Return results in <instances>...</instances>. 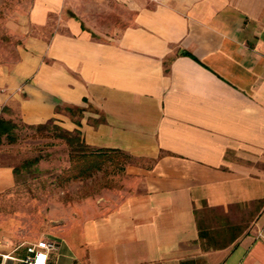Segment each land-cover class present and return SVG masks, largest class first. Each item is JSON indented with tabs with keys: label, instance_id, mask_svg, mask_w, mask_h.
I'll return each mask as SVG.
<instances>
[{
	"label": "crops",
	"instance_id": "1",
	"mask_svg": "<svg viewBox=\"0 0 264 264\" xmlns=\"http://www.w3.org/2000/svg\"><path fill=\"white\" fill-rule=\"evenodd\" d=\"M29 12L40 32L0 72V119L55 120L129 156L112 201L47 227V264H264V0H33ZM16 179L0 156V197ZM21 229L0 212V264L36 243Z\"/></svg>",
	"mask_w": 264,
	"mask_h": 264
},
{
	"label": "rangeland",
	"instance_id": "2",
	"mask_svg": "<svg viewBox=\"0 0 264 264\" xmlns=\"http://www.w3.org/2000/svg\"><path fill=\"white\" fill-rule=\"evenodd\" d=\"M32 4L33 0H0V72L20 60L25 38L39 31L30 25ZM13 123L9 138H1L0 156H9L15 164L17 184L1 195L0 212L7 224L22 228L21 235L39 242L50 225L76 211L87 215L91 204H105L120 194L125 181L121 169L128 162L125 156L117 155L113 164L91 177L68 180L72 160L68 143L56 135L61 125L55 120L47 126Z\"/></svg>",
	"mask_w": 264,
	"mask_h": 264
},
{
	"label": "trees",
	"instance_id": "3",
	"mask_svg": "<svg viewBox=\"0 0 264 264\" xmlns=\"http://www.w3.org/2000/svg\"><path fill=\"white\" fill-rule=\"evenodd\" d=\"M48 123V122H47ZM47 123L39 124L38 126H47ZM12 121H5L0 119V142L3 134L7 133L8 138L10 131L14 128ZM57 136L65 140L70 147L71 165L69 169V178L77 180L88 178L96 174L98 171L105 169L109 164H113L117 155L128 158L129 156L118 150L113 149H92L87 146L82 133L76 129L74 131L63 128L62 126L56 127Z\"/></svg>",
	"mask_w": 264,
	"mask_h": 264
},
{
	"label": "built area",
	"instance_id": "4",
	"mask_svg": "<svg viewBox=\"0 0 264 264\" xmlns=\"http://www.w3.org/2000/svg\"><path fill=\"white\" fill-rule=\"evenodd\" d=\"M56 249V244L50 240L43 239L39 242L30 244L27 251L28 255L21 259L23 264H47L49 252Z\"/></svg>",
	"mask_w": 264,
	"mask_h": 264
}]
</instances>
